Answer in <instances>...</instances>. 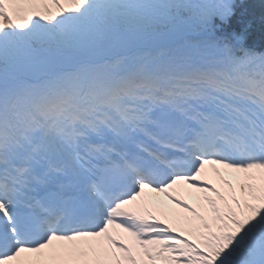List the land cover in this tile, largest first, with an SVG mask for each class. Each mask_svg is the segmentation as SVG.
<instances>
[{
	"label": "snow or ice",
	"instance_id": "obj_1",
	"mask_svg": "<svg viewBox=\"0 0 264 264\" xmlns=\"http://www.w3.org/2000/svg\"><path fill=\"white\" fill-rule=\"evenodd\" d=\"M236 0H0V264H264V50Z\"/></svg>",
	"mask_w": 264,
	"mask_h": 264
},
{
	"label": "trees",
	"instance_id": "obj_2",
	"mask_svg": "<svg viewBox=\"0 0 264 264\" xmlns=\"http://www.w3.org/2000/svg\"><path fill=\"white\" fill-rule=\"evenodd\" d=\"M237 14L225 31L243 33L245 44L264 50V0L237 1Z\"/></svg>",
	"mask_w": 264,
	"mask_h": 264
}]
</instances>
